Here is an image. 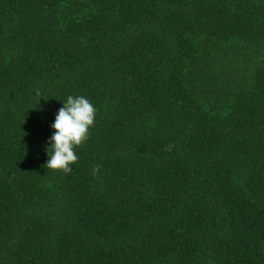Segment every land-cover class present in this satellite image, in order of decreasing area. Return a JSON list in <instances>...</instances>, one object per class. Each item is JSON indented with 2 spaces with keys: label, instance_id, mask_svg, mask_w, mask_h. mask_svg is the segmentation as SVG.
<instances>
[{
  "label": "trees",
  "instance_id": "obj_1",
  "mask_svg": "<svg viewBox=\"0 0 264 264\" xmlns=\"http://www.w3.org/2000/svg\"><path fill=\"white\" fill-rule=\"evenodd\" d=\"M0 264H264V0H0Z\"/></svg>",
  "mask_w": 264,
  "mask_h": 264
},
{
  "label": "clouds",
  "instance_id": "obj_2",
  "mask_svg": "<svg viewBox=\"0 0 264 264\" xmlns=\"http://www.w3.org/2000/svg\"><path fill=\"white\" fill-rule=\"evenodd\" d=\"M36 94L40 96L38 89ZM96 112L97 109L86 97L82 95L67 97L51 125L55 131L48 141L50 147L46 148L49 156L44 165L46 169L62 170L65 175L71 174L72 165L79 159L74 146H81L89 139ZM172 147L173 145L169 144L165 150L170 151ZM99 171L100 165L95 166L92 170L93 176H98Z\"/></svg>",
  "mask_w": 264,
  "mask_h": 264
}]
</instances>
